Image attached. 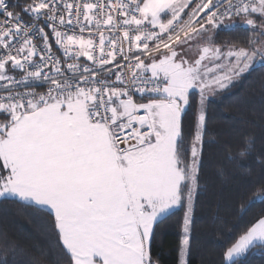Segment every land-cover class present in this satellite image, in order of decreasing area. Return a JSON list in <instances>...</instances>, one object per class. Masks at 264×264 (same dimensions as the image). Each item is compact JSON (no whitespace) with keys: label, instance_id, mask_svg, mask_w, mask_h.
Returning <instances> with one entry per match:
<instances>
[{"label":"snow or ice","instance_id":"obj_1","mask_svg":"<svg viewBox=\"0 0 264 264\" xmlns=\"http://www.w3.org/2000/svg\"><path fill=\"white\" fill-rule=\"evenodd\" d=\"M15 7L0 0V199L51 216L69 264H156L154 226L180 207L186 256L206 101L257 62L264 67V0H28L21 12ZM234 17L254 32L248 46L216 44L213 31L234 28ZM205 37L209 43L189 58L185 49ZM81 57L92 65L81 66ZM195 94L189 140L184 118ZM250 150L249 143L240 157ZM255 199L264 202V194ZM257 242L264 244V217L226 249L225 264H241Z\"/></svg>","mask_w":264,"mask_h":264},{"label":"trees","instance_id":"obj_2","mask_svg":"<svg viewBox=\"0 0 264 264\" xmlns=\"http://www.w3.org/2000/svg\"><path fill=\"white\" fill-rule=\"evenodd\" d=\"M9 2L16 5L13 11L21 12L28 0ZM253 35L246 25H236L227 31L217 30L214 40L222 47L248 46ZM198 100V94L193 95L192 108L184 118L189 140ZM206 119L188 264H225L226 249L264 217V202L255 199L264 194V67L255 64L228 89L209 96ZM249 143L251 150L241 158L240 151ZM183 217L184 210L178 207L154 226L151 255L156 264H179ZM52 224L53 218L47 214L12 199H0V261L69 264ZM241 264H264V244L251 248Z\"/></svg>","mask_w":264,"mask_h":264},{"label":"built area","instance_id":"obj_3","mask_svg":"<svg viewBox=\"0 0 264 264\" xmlns=\"http://www.w3.org/2000/svg\"><path fill=\"white\" fill-rule=\"evenodd\" d=\"M7 2L11 6V3L9 2V0H7ZM10 10H12V9L10 8ZM24 20L30 22L29 21V17L26 16V15L24 16ZM45 31L46 32H49V42L52 44L53 54L55 56L60 57L63 60L62 50H59L58 47L55 45L54 39L51 36L50 29L45 28ZM77 32H78V29H77ZM84 35H85L86 38L88 37L87 31L84 33ZM93 38L96 39V40H98V37H93ZM35 42L38 45H41L42 44V42L39 39H37ZM105 51H108V49L106 48ZM97 55H98V52H97ZM37 59H38V57H37ZM120 59H121V57L119 55H117V60H120ZM71 62L72 61H67V63H71ZM79 63L81 64V66H85V65L91 66L92 65V62L91 61H88L86 57H81L80 60H79ZM16 75L19 77L20 73H16ZM101 78H103V77H101ZM113 79H114V77H113ZM34 86L36 87V90L37 91H46V89H47V85H41L39 83H36ZM134 98H136V97H134Z\"/></svg>","mask_w":264,"mask_h":264},{"label":"rangeland","instance_id":"obj_4","mask_svg":"<svg viewBox=\"0 0 264 264\" xmlns=\"http://www.w3.org/2000/svg\"><path fill=\"white\" fill-rule=\"evenodd\" d=\"M253 16H254V18L257 19V24H259V23H260V19H259V17H258L256 14H253ZM233 19L236 21V25H244V26H245L242 17H239V18H238V17H234ZM228 22H230V21H226V23H228ZM259 31H260L259 28H257V29L255 30L256 33H258ZM216 32H217V30L213 31V33H212L213 40H214V36H215ZM214 42H215V40H214ZM206 43H209V41H208L207 38L205 37L204 39H202V40L199 42L198 45L192 47L190 51L186 48L185 50L188 52V57H189V58H192L193 56H195L196 53H197V51H198V48H199L201 45L206 44ZM256 64H259V62H257ZM136 101H137V102H141L140 100H136ZM192 219H193V216H192ZM190 236H191V235H190ZM182 237H183V230H182ZM182 237H181V241H182ZM257 244H260V243L257 242ZM181 247H182V245H181V242H180V248H179L180 262H179V264H181V260H182V259L186 262V264H188V252H189L190 244H189V246H188V252H187V255H186V256H182L181 251H180ZM250 249H251V248H250ZM245 255H246V254H245Z\"/></svg>","mask_w":264,"mask_h":264},{"label":"clouds","instance_id":"obj_5","mask_svg":"<svg viewBox=\"0 0 264 264\" xmlns=\"http://www.w3.org/2000/svg\"><path fill=\"white\" fill-rule=\"evenodd\" d=\"M247 155H248V152H247V151H245L244 155H243V156H241V158H246V157H247Z\"/></svg>","mask_w":264,"mask_h":264},{"label":"crops","instance_id":"obj_6","mask_svg":"<svg viewBox=\"0 0 264 264\" xmlns=\"http://www.w3.org/2000/svg\"><path fill=\"white\" fill-rule=\"evenodd\" d=\"M136 100H139V98L137 97ZM4 116H0V120H3Z\"/></svg>","mask_w":264,"mask_h":264}]
</instances>
